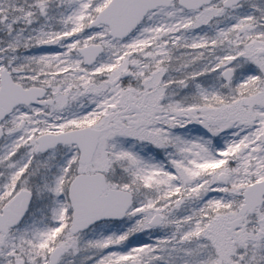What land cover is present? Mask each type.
Segmentation results:
<instances>
[{
  "label": "snow or ice",
  "instance_id": "1",
  "mask_svg": "<svg viewBox=\"0 0 264 264\" xmlns=\"http://www.w3.org/2000/svg\"><path fill=\"white\" fill-rule=\"evenodd\" d=\"M0 264H264V0H0Z\"/></svg>",
  "mask_w": 264,
  "mask_h": 264
}]
</instances>
